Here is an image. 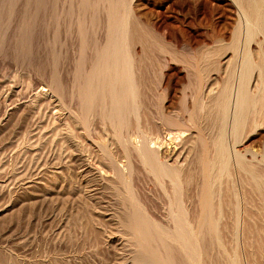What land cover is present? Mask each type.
Masks as SVG:
<instances>
[{"label":"bare ground","instance_id":"obj_1","mask_svg":"<svg viewBox=\"0 0 264 264\" xmlns=\"http://www.w3.org/2000/svg\"><path fill=\"white\" fill-rule=\"evenodd\" d=\"M227 1L231 3L230 7L233 6L232 14L235 15L231 20L233 25L226 22L227 26H233L230 38H226L225 31L211 30L212 35L225 42L230 51L225 49L230 54L225 63L222 61L224 69L218 70L220 66L214 69L218 72L215 74L222 76L221 85L218 84L215 92L211 84L209 86L212 88L204 85L202 89V80L196 82L199 84L196 85L199 88L196 87L197 95L193 92L195 96L189 95L193 97H179L184 99V112L172 110V113H168L167 106H162L158 107L161 108L160 111L157 110L150 117L146 113L152 105L148 101L150 96L147 99V93L143 90L149 79V69L133 67L134 60L132 61L128 51V41L134 30L127 26L128 7L125 0H104L107 4L106 9L103 7L106 10V42L100 48L96 46L94 38L97 13L100 11L97 8L99 1L79 0L75 24L80 41L79 59L78 65H75V75L72 76L77 112L73 115L72 107L66 103L71 107V113L73 112L70 113L73 116L69 124L73 122L74 127L79 130L83 138L79 136V140H90V143L92 140L91 146L97 152L96 156L92 155L94 160L85 159L86 163L83 162L88 168L86 170L90 169L98 174L101 180L106 176L112 179L106 183L112 186L109 187L114 190L113 194L115 192L112 195L116 204L114 208L121 213L118 215L120 221L116 216L115 223L130 236L132 242H128L132 243L133 248L130 249L134 255L131 251L133 256H129L135 262L132 264H242L240 253L245 258V264H264V0ZM42 2L43 0H38V3H34L41 6ZM51 2L56 4V0ZM204 14L202 16L205 18ZM84 15L89 17L88 20L85 19L89 28L85 25ZM89 49H92L89 54L92 57L89 56V68L84 70L83 63ZM225 50L223 53L227 52ZM216 64L219 65L218 62ZM218 79L220 83V78ZM58 84L61 88L60 83ZM168 85H165L166 90L171 88L168 89ZM49 91L54 95L61 93L59 89L56 93H51L50 88ZM178 92L181 94L180 90ZM213 92L214 96L211 97ZM152 94H155V98L156 95L159 97L155 92ZM62 97L63 94L58 98ZM165 99L168 101V98ZM72 102L71 105L75 104ZM157 102H154L155 105L159 103ZM58 104L57 107H60L62 103ZM54 105L56 103L52 104L53 108ZM196 105L200 114L199 118L195 116L196 119L211 123L208 125L211 126L212 135L205 129L208 139L203 134L205 130L203 132L198 125V119L197 124L193 120ZM141 117L146 118V123L142 124ZM148 118L158 122V128L157 125L150 127ZM181 126L186 130V126L197 130L194 143L192 136H189L192 145L195 147L196 143L197 146L196 154L193 153L199 167L197 171H200V183L196 186L190 180L191 172L183 176L187 159L194 147L189 151L184 149L185 145L182 147L188 134H185L187 131ZM64 129L69 130L66 126ZM69 136L68 139L71 138L72 141L73 137ZM83 154L86 155L85 152ZM102 161V166H107V170L101 168ZM140 168L158 189L160 210L157 206L148 205L145 198L134 191V183L137 182L135 179L143 176V173L136 176ZM146 183L144 181L143 185ZM109 201L111 200L107 202L111 203Z\"/></svg>","mask_w":264,"mask_h":264},{"label":"rangeland","instance_id":"obj_2","mask_svg":"<svg viewBox=\"0 0 264 264\" xmlns=\"http://www.w3.org/2000/svg\"><path fill=\"white\" fill-rule=\"evenodd\" d=\"M98 1L97 5L100 8L98 6L97 8L100 11L97 13L98 19L93 30L96 46L100 48L106 42L107 4L104 0ZM34 2L38 3V0H0V264L135 263L132 262L133 257L129 256L134 255L130 249L132 247L130 236L121 231L116 224V216L121 213L116 212L118 209L115 210V198L112 197L115 192L113 194L112 186L106 183L111 178L102 176L101 180L98 174L90 169L86 170L88 168L83 162L86 163L85 159L94 160L92 155L96 156L97 152L94 146H91L92 140L91 143L90 140H82L73 122L69 124V120L72 121V116L77 112L73 77L79 59L77 57L80 41L75 30L79 0H56L55 5L51 0H43L41 6L35 5ZM125 3L128 7L127 26L134 30L128 41V51L133 58L132 61L134 60L133 67L140 70L149 69V79L143 90L147 93V99L150 96L149 105L154 104V110L152 105L148 108L149 112L146 110L150 117L152 113L155 115L157 110L160 111L161 108L158 107L162 106H167L168 113H172V110L185 109L182 104L184 99L181 100L179 97L193 95V92L198 93L196 87L199 89L198 83L201 80L202 89L205 86L213 87L216 92L218 84L221 85L223 79L214 69L218 66H220L218 70L224 69L225 59L228 58L230 51L225 42L212 34L213 31H225L226 38H230L233 27L231 20L235 15L229 1L125 0ZM203 13L205 18L202 16ZM88 18L84 15V20ZM208 18L210 20H207ZM87 20L84 21L86 26ZM226 22H230L231 25L227 26ZM228 31L230 33H227ZM222 44L225 46L224 49ZM224 50L227 54L223 53ZM91 51L92 49L87 50L85 55L84 70L89 68ZM56 85L57 88H54ZM165 85H168V89L171 88L166 90ZM49 88L51 93L52 91L56 93L59 89L64 97L58 98L62 96L60 91V95L50 94ZM154 92L159 95V97L156 95L159 100L153 97ZM213 96L214 92L211 97ZM165 98H168V101ZM152 99L159 103L155 105ZM51 100L52 104L56 103L54 108ZM70 102L75 104L71 105ZM58 103H62L60 107H57ZM195 107L194 122L197 124L198 121L201 130L207 128L208 131L205 132L209 133L211 126L208 124L211 123L205 121L207 124L205 125L198 119L199 109L197 105ZM70 108L74 112L73 115ZM60 110H64V113ZM195 116H198V120ZM143 118L141 117L142 124L146 123V118L145 120ZM148 120L150 127L157 125L158 128V122L150 118ZM64 123L67 124L66 129L68 128L70 133L64 129ZM181 128L185 129L184 126ZM186 128L185 134L188 136H185L187 139L184 138L182 147L185 145L184 149L187 148L186 151H189L194 147L192 142L194 143L197 130L187 126ZM98 129L96 130L99 131ZM205 132L203 134L208 139ZM69 135L73 137L72 141L71 138L68 139ZM101 135L103 136V133ZM79 136L82 139L79 140ZM80 148H84L85 151ZM194 148L187 159L183 176L191 172L190 180L196 186L200 183L198 174L200 171H197L199 170L195 162L197 148L196 151ZM83 151L88 155L87 158L89 155L91 158L87 159ZM103 162L100 166L104 165ZM106 167L101 168L107 170ZM140 172L141 168L136 176H141L139 174L145 171ZM143 176V179L141 177L135 179L137 182L134 183V191L142 195L148 205L157 206L160 210L158 189L145 173ZM138 178L141 183H138L140 182ZM144 181L148 183L143 185ZM108 200H111L109 201L111 203H108ZM119 219L118 216V221ZM240 254L241 262L245 264V258L242 253Z\"/></svg>","mask_w":264,"mask_h":264}]
</instances>
